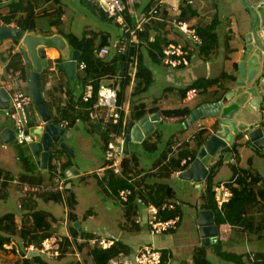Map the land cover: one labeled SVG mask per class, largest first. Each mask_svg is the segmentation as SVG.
<instances>
[{
  "label": "crops",
  "instance_id": "crops-1",
  "mask_svg": "<svg viewBox=\"0 0 264 264\" xmlns=\"http://www.w3.org/2000/svg\"><path fill=\"white\" fill-rule=\"evenodd\" d=\"M150 1L151 0H126L127 10L131 17L137 19L146 11L156 7V5H154L150 8H147ZM59 2V0H8L7 2L0 4V29L2 25H8L21 29L26 28L24 31L25 33L30 32L29 30H37V34H62L61 32H66V29L63 25V19H65L66 16L60 10ZM159 4L161 11L165 9L169 14V16H167L169 18L174 16L179 17L183 11V8L186 7L188 11L185 15V18H187L186 20L198 29V33L201 35L203 43L200 45L193 43L188 38V36L180 33L175 28H170V26L166 24L167 26L162 31L160 30V33H165V35L160 37L158 47L160 48V46L166 42L179 40L184 42L185 45H187L190 49V65L180 68H171L153 59L149 55L147 41H141L139 39L140 42L137 43V46L143 54L144 64L153 72V80L145 90L139 91L138 89L142 85L143 79L132 76L133 79L126 87L125 96L123 99L125 108L124 118L127 123L133 120L130 114V105L132 102L136 104L145 103L147 109L158 107V111L147 113V116L150 119H153L154 123V129L150 133L157 132L156 124L158 122H162L163 118L179 122L181 126L175 132V135L166 140V143L161 148L156 145V142H152L147 146L151 150H158V152H161L160 155L157 156L158 158H154L151 166L147 170L140 168V158L130 150V143L132 141L129 143V152L125 154V158L132 159V171L129 173V175H127L130 177V180H132L131 183H133L135 189L137 192H139L144 188V186H146L147 189V185H151L153 183H167L166 180L168 178L172 179L180 175L181 172L178 174L169 173L170 176L165 175V177H163L160 172V167L163 164H169L173 159L179 158L180 156H188L190 158L191 156H195L196 158L202 147H204V145L212 138V136L216 134L220 126L219 124L223 119H230L232 122H234L239 128L238 132L226 145L217 148V146H214L213 144L211 149H213V147L217 149L214 153L209 152L205 156L215 157H213L212 161H209V163L203 161L204 164L210 169V167H212L218 160L222 159V165H224V163L236 164V166L239 168H245L254 174L261 175L264 180V171H262L259 167L262 162H260L258 155L256 154L257 151L248 157V166L241 165L244 155L241 152V148L237 140L243 135L247 139L252 140L246 136L248 130L251 129L250 131H252L254 127L264 128L263 108L258 105V99L264 96V65L261 67L259 61L260 69L259 66L258 68L255 66L258 63V57L263 60L264 63V17L262 19L260 18L259 20L260 29L258 30L257 37H253L249 27V21H247L249 14L245 12L248 10L245 8V5H243L241 0H159ZM261 6L264 7V2L261 3ZM29 15L31 18L29 19L28 23L24 20L29 17ZM21 21L24 23H21ZM157 32L158 31L156 28L149 29L148 34L150 36V40L154 39V36L158 34ZM260 38H262V43L260 40H258ZM255 42L260 46L261 49L258 48ZM52 48L57 51L58 54H60L56 47ZM25 54L26 49L22 46L20 38L10 36L0 38V86L6 88L9 94H12L16 90L25 92L22 90V88H26L27 86L30 87L33 66L31 63L29 64L27 62L25 59ZM146 55L151 58L152 62L149 64L146 63ZM46 56L49 57V66L47 69L43 70L40 78H47V81L42 83L41 91L44 101L46 103H50L51 105L50 111L52 115H56L58 108L65 106L69 101L70 96H74L77 99V97H79L81 94L82 70L77 67L76 77L74 80H72L65 69H59L56 67L60 60H57L55 57H50L49 52L46 53ZM50 60L55 61L54 65H50ZM159 65L163 69H165V67L167 69V75L165 79V95L163 98L168 97V93H172L175 89H177L182 97L181 105L178 107H172L171 102L170 104L169 102L160 104L159 101L162 98L161 95L156 97L152 103L148 102L150 98H154V95L149 91L154 84L155 73L160 70ZM133 71L135 73L136 69L133 68ZM16 72L19 73V84L16 87L11 86L8 88L7 83L11 82L10 76L12 73L14 74ZM56 80L58 83L54 84V81ZM203 80L204 83L198 85V82ZM248 80L255 81L256 88L253 90H244L243 93L238 94L237 92L239 88L247 87ZM47 83L48 86L46 87V93H44V88ZM192 86L197 88L198 92L196 96L193 98H189L187 94L184 96V89H190ZM51 92L54 94L50 95ZM186 102H188V104H186ZM250 104L254 107L256 113L260 114L259 118L251 125L246 123V117L241 112L244 106H250ZM252 106L250 107L252 108ZM173 108H188L190 109V113L176 117H167L162 114V110ZM34 115L36 117V125L34 127L37 128L44 126V124L39 121V116L36 114L35 110ZM77 122L78 120L74 126L77 124ZM60 123L55 124L60 126ZM9 129H13V121L8 115V110L0 108V198L7 196L8 188L12 181L18 182L23 193L32 186L48 187L53 185L55 183V174L53 173V170L57 169L56 165L53 163V159L51 161L48 159L47 166L44 168L42 165L41 153H36L40 157L37 161L31 159L32 165L37 166V168L34 169L33 174L27 173L29 171L26 169L23 163V168L27 172H21L19 173L18 178L15 177V172H13L8 167V156H11L9 152L11 151L10 148L14 149V155L18 156L20 160L21 152H24L25 156L27 157L30 156L25 153L24 148L26 146H22L21 144L17 143L15 139L9 141V132H7ZM64 129L66 130L65 136H67V131L69 128L67 127ZM99 132L101 133V131ZM148 135L149 133L143 138L141 142H143ZM159 138V141L163 139L160 136ZM134 142L138 143V141ZM253 143L256 147L259 146L254 140ZM69 148L71 147L69 146ZM68 152L69 156L67 154H63L62 159L63 161L69 160L72 162L70 156L74 155V149L71 148ZM163 156L166 157L161 162ZM227 156H230V158ZM72 164L73 165L66 170H63L61 168L62 166L60 167L61 178L66 183L65 188H69V191L75 196V206L73 208H69L65 203L67 209L66 219H69L71 223L74 222L73 226L77 227V229L85 231L81 228L77 214L75 213V208L78 204V197L74 190L73 182L75 177L83 176V174L79 168L77 169L79 173L72 172L71 168L76 167L74 163ZM222 165L217 169V174L220 172ZM173 170L177 171L176 168H173ZM217 174L214 177L215 192L216 188L219 186V184H221V182L227 181L230 183L232 178L231 176L226 179L218 180L216 178ZM50 175H52V178ZM137 178L140 180H136ZM188 180H192L194 185L200 191V199L197 206L199 211L197 223L200 225V212L202 210H212L211 208L204 207L206 199L204 198L203 194L206 188V180L201 182L195 181L194 179ZM98 185L100 184L98 183ZM104 189H107L106 186ZM68 194L69 192L65 193V195ZM175 196L173 200H176ZM143 198L144 196L138 195L135 200V205L137 207L134 209V212H132L129 217L125 215V217L128 219L127 223H131L128 225V231H126V233L123 234L120 232L116 234L109 231L108 229L105 230L108 236L119 238L131 246V253L120 259V261L124 262V264H136L134 261V254L139 246L146 244L147 242L154 244L156 247L161 248V250L166 249L168 251L170 258L167 264H193L194 254H196L197 250L202 245L207 247V258L209 259L210 264H235L233 262L219 258L215 253L214 244L219 239L222 241V248L224 250L235 252L237 254H249L253 252V244L258 240V237L261 239L264 238L259 235L252 237L250 234L248 235L242 230H239L236 227L233 228L229 224L224 223L218 230L217 238L209 245L203 244L202 236L199 233L200 241L198 244H195L194 247H191L187 243L186 239L185 241L184 238L178 235L182 234L181 227L187 224L184 223L183 209L180 205L182 213L177 229L162 235H153L149 231V233H143L141 240L140 236L133 235V231L143 232L144 229L149 230L148 226L145 224L144 217L147 214V206L152 203H146ZM39 199L43 200V198L38 197V208ZM71 211L76 215L77 220L71 219ZM56 222L57 220L54 219V221H52V226L53 223ZM85 232L91 233L94 236H98V234L94 232ZM226 246L233 249H227ZM211 251L215 254V256L212 258H210ZM38 255H28V257L32 258L33 256ZM68 255L76 257L73 249H71L69 253L67 252L63 257ZM60 257L62 258V255ZM41 258L47 262L45 258ZM88 263L92 264V260H89ZM47 264L49 263L47 262Z\"/></svg>",
  "mask_w": 264,
  "mask_h": 264
},
{
  "label": "trees",
  "instance_id": "trees-1",
  "mask_svg": "<svg viewBox=\"0 0 264 264\" xmlns=\"http://www.w3.org/2000/svg\"><path fill=\"white\" fill-rule=\"evenodd\" d=\"M125 1V0H124ZM85 4L96 14H98L102 19L114 21L113 18L108 16V13L100 6L91 4L87 0H84ZM156 5L160 10V16L164 20L152 19L145 24V30L139 32V39L141 41H147L149 55L159 61V63L164 64L160 48L158 47L159 39L165 33H160L168 24L170 28L172 26L167 22L166 19H170L169 14L164 9L161 11L159 0H151L147 6ZM186 8V7H185ZM183 8L179 19L186 20L185 18L188 9ZM31 15V14H30ZM27 17L24 21L29 23L31 16ZM126 18L131 25L136 24V19L131 17L128 10L126 11ZM173 18V17H172ZM9 20V19H8ZM21 23H24L21 21ZM150 28H156L157 33L154 36L153 40H150L148 31ZM21 29V28H20ZM26 28H22L24 32ZM37 32V30H29ZM198 31V29H197ZM68 44L71 46L72 51H79V58L77 60V67L84 62L86 67L82 70L81 80H82V92L77 97L70 96L69 101L65 106L59 107L56 115H52V120L54 123H60L63 120H68V128L74 126L77 120L82 119L87 122L91 128L94 130H99V124L93 121L89 117V109L92 107L95 101H97L99 88L106 81L108 84H111V81H115L116 77H119V101L123 103L125 96V89L131 83L133 77L129 72L133 71V68L136 69L134 77L143 79L142 85L138 89L139 91L145 90L148 85L153 80V72L144 64L143 54L139 50L138 46L135 44H128L123 53H114L111 58L99 57L95 54V49L101 46H110V34L104 33L101 31H95L91 28L85 29L81 36L76 35L73 32H61ZM45 34V33H44ZM201 36V35H200ZM179 40H174L172 42H178ZM187 46V45H186ZM188 47V46H187ZM135 63V65H134ZM166 66V65H165ZM88 83H92L94 87V96L90 102H84L82 100V94L85 90V87ZM115 83V82H114ZM204 83V80L198 82V85ZM197 85V84H196ZM191 88L196 87L192 86ZM189 88L184 89V96L187 94ZM30 111L32 113V118L30 120L31 126L36 125V117L34 115L33 105L30 106ZM158 107L147 109L145 103L136 104L134 102L130 105V114L133 120H138L147 115L148 112H156ZM190 113L188 108H173V109H164L162 114L167 117H176L180 115H187ZM105 141H107V135L102 133ZM63 154L69 156V152L63 148H59L57 142L51 143L50 145V161L54 157L63 158ZM187 155V154H183ZM21 160L23 161L26 169L34 171L37 168L36 165L30 163V158L25 156L24 152H21ZM166 156H163L161 162ZM188 156H180L179 158L173 159L169 164H163L160 167V172L163 177L165 175L170 176V171L173 168L177 170H184L187 168L188 163L184 166L181 165V160ZM195 159V156H191V161ZM132 159L125 158L124 160V175L116 176L112 172L108 171L102 178L97 177L98 183L101 187L105 188L107 185L113 194L114 200L116 202L122 203L125 208V215L130 216L134 209L137 207L135 205V200L137 196H144V201L146 203L152 202L154 204H161L167 199H172L175 196L174 189L168 183H153L151 185L144 186L142 190L137 192L133 183L129 181V173L132 171L131 166ZM190 162V160L188 161ZM223 164L222 159L218 160L212 167L209 169V173L206 177V188L203 194L206 199L204 207L211 208L214 212L215 224L219 230L222 224L227 223L233 228H238L248 235L259 234V236L264 237V180L261 175L254 174L248 169L239 168L236 164L232 165L233 175L229 183L233 195L230 200L223 204L220 208L218 206L216 195H215V183L214 177L217 174V169ZM72 162L69 160H62L61 168L64 170L69 169L72 166ZM53 167V166H52ZM55 167V166H54ZM52 178V175H50ZM98 176V175H97ZM235 177V178H233ZM44 187L32 186L28 190H25L23 196L19 200V208L25 212L24 218H22V223L18 226L16 222V215L14 213L8 212L0 217V251L7 253H17L18 244L22 252V261L24 264H47L41 256H33L32 258L28 257L27 248L28 246L34 244L39 245L41 241L49 236L52 229V221L55 217L48 211L38 208V197L43 198L44 201H56L64 202L69 208L75 206V196L72 192L69 191V188L65 190H49ZM132 188L133 194L130 196L127 202H121L118 197V191L120 189ZM69 192L68 195L65 193ZM148 196V198H147ZM180 204L174 210L164 211L162 213L163 218H171L177 214L181 215ZM71 219L77 220L76 215L71 211ZM74 236H77L78 229L77 227H72ZM173 231V230H171ZM83 235L86 237H94L91 233H86L83 231ZM18 244L16 245V242ZM14 243V246L11 248L6 247V244ZM70 241H66L65 247H63V254L66 255L69 251L68 245ZM215 253L217 256L223 260L233 262L235 264H249V254H237L235 252L227 251L222 248V241L219 239L215 244ZM131 246L128 245L123 240H118L109 248L102 249L94 247L91 250V259L92 264H124L120 259L131 253ZM71 250V249H70ZM162 264H167L170 254L166 249H162ZM253 254L258 259L255 264H264V252H253ZM58 258V257H57ZM61 258V257H60ZM119 260V261H118ZM116 261L117 263H113ZM19 263V262H17ZM67 264H85L81 261H71ZM193 264H210L209 259L207 258V247L202 245L194 254Z\"/></svg>",
  "mask_w": 264,
  "mask_h": 264
},
{
  "label": "rangeland",
  "instance_id": "rangeland-1",
  "mask_svg": "<svg viewBox=\"0 0 264 264\" xmlns=\"http://www.w3.org/2000/svg\"><path fill=\"white\" fill-rule=\"evenodd\" d=\"M59 8L65 14L66 18L63 19V25L66 29V32H73L78 36H81L85 29L91 28L95 31H101L110 34V38L112 41L111 53L107 56V58H111L115 53V41L123 36L124 30L123 27L118 24L115 20L109 21L102 19L98 14L94 13L84 2V0H59ZM146 1V0H145ZM243 5L248 11H245L249 14L248 20L249 27L251 29V33L253 37H257L258 30L260 29L259 20L264 17V7L261 6V3L264 0H241ZM145 3V2H144ZM244 8V7H243ZM247 38V37H246ZM262 43V38L258 39ZM256 43V42H255ZM259 49L260 46L256 43ZM62 55L65 54L70 55L71 53V46L67 43V41L63 40V45L56 46ZM249 54V53H248ZM58 57V56H57ZM54 58V57H52ZM56 58V57H55ZM253 58V57H252ZM263 67L264 63L258 57V63L256 68L260 69ZM54 60H50V65H54ZM151 58L146 55V63L149 64ZM160 70L155 73V80L152 88L150 89V93L153 94L154 98H150L148 102L152 103V101L159 97L160 95L162 98L160 99L159 103L164 104L168 103L172 107H178L181 105V94L177 89L174 90L172 93H168V97L163 98L165 95V85H166V75L167 69H163L159 65ZM57 70V68H56ZM59 70V69H58ZM166 70V71H165ZM160 74V75H158ZM41 79V84H40ZM39 79V84L42 89V83L47 81V78ZM120 79L115 80V84L119 86L118 82ZM53 82V81H52ZM109 81H106L107 83ZM113 81H111L112 83ZM113 82V83H114ZM58 83V81H54V84ZM255 81H247V87L239 88L238 94L243 93L244 90H253L256 88ZM46 84L44 88V93H46ZM26 93L31 96L32 105L39 116V121H43L41 114L38 110V105L36 104L30 87L22 88ZM49 94V93H48ZM54 93H50L53 95ZM56 99V98H55ZM241 101V98H240ZM49 109H51L50 103H47ZM188 104V102H186ZM250 106H252L250 104ZM244 106L242 108V113L245 115V120L247 124L254 123L259 118V113H256L254 107ZM255 112H254V111ZM259 110V109H257ZM9 120V119H8ZM45 126V124H44ZM181 124L176 121H171L166 118H163L162 122H158L156 124L157 132L149 133L147 138L143 142L135 143L134 140L130 142V150L138 155L140 158V168L149 169L151 166L152 161L155 157L160 155V151L158 150H151L147 146L152 142H156V145L161 148L170 137L175 135V132L180 128ZM68 134L64 138V142L69 145L72 149H74V155L70 156L72 163L75 164L77 169L82 172L83 176L75 177L73 179L74 182V190L78 197V204L75 208V213L77 214L78 221L80 226L83 230L88 232H94L100 235H107L105 232L106 229L113 233H120L123 234L128 231V225L131 223L128 222V219L125 217V208L122 204L116 202L114 200L112 191L110 188L106 190L98 185L97 183V175L99 172L100 167L105 163V139L103 134L100 133L98 130H94L91 128L87 122L82 119H79L77 124L68 129ZM159 136L163 139L159 141ZM37 139H42V137L37 136ZM239 146L241 148V152L244 155L241 161V165L248 166V157L252 154L256 153L260 162H262L259 167L262 171H264V147L255 146L253 140L247 139L244 135L237 139ZM13 145V144H11ZM26 146L25 153L30 156V163L32 160L37 161L40 157L34 152L31 145H22ZM30 146V147H29ZM166 149V148H165ZM11 151L10 155L8 156V167L15 172L14 175L18 178L19 173L27 172L23 168V162L19 159L18 156L14 155V149L10 148ZM247 153V154H246ZM7 157V156H3ZM215 156H203V161L209 163L212 161V158ZM230 158V156H227ZM158 158V157H157ZM32 159V160H31ZM7 164V163H6ZM232 165L230 163H224L220 172L217 174L216 178L218 180L226 179L232 176L233 170ZM38 172V171H36ZM33 174V171L27 172ZM140 180V179H136ZM167 183L170 184L176 192L175 199L179 201L180 205L183 209V219L184 223H187L185 226L181 227L182 234H178L184 240H187L189 246L194 247L195 244H198L200 241V225H198V215L199 211L197 209L198 202L200 199V191L194 185L192 180L181 178L180 175L174 178H168ZM23 196L22 189L18 182L12 181L8 188V194L6 197L0 198V217L3 216L5 213L11 212L14 213L16 216V222L18 226L22 223V218L25 216V212L19 208V200ZM182 201V202H181ZM39 208L44 209L50 212L53 216H55V220L57 221H64L66 220L67 216V209L64 202H56V201H49L46 202L44 200L39 199ZM74 223V222H73ZM133 235L140 236L142 240L143 233H149L148 229H144L143 232L133 231ZM200 233V234H199ZM115 234V235H116ZM259 235V234H257ZM256 234H252L251 236H257ZM185 240V241H186ZM16 245L18 241H15ZM148 243V242H147ZM252 243V242H251ZM253 244V243H252ZM253 252L262 251L264 252V238L261 239L258 237V240L253 244ZM20 247V245L18 244ZM18 248L17 253H7L4 251H0V264H24L22 259V252L21 249ZM213 248V247H212ZM227 249H233L231 247H227ZM211 250V249H210ZM210 258L215 256L214 252H210ZM41 257L45 258V260L49 264H66L70 261L75 260L74 256H65L62 258L50 257L48 255L39 254ZM19 262V263H17ZM32 264H36L33 262Z\"/></svg>",
  "mask_w": 264,
  "mask_h": 264
},
{
  "label": "built area",
  "instance_id": "built-area-1",
  "mask_svg": "<svg viewBox=\"0 0 264 264\" xmlns=\"http://www.w3.org/2000/svg\"><path fill=\"white\" fill-rule=\"evenodd\" d=\"M8 0H0V4L7 2ZM91 4L102 7L108 16L113 18L118 24L123 27L124 34L115 43V53H123L128 42L130 44H136L140 42L139 32L145 30V24L152 19L164 20L160 16V10L154 7L146 11L142 16L136 19V24L131 25L126 18L127 2L126 0H87ZM133 1V0H131ZM172 28L177 29L180 33L188 36V38L195 44L200 45L203 43V39L197 31V28L188 22L187 20H181L174 16L173 18L166 19ZM160 51L164 56L163 62L166 66L171 68H180L190 65V49L184 42H166L160 46ZM111 53L110 46H101L95 49V54L99 57H107ZM135 65V63H134ZM86 64L82 62L79 65V69L83 70ZM134 76V71L129 72ZM11 82L7 83V87L18 86L19 73H12L10 76ZM120 79L116 77L115 80ZM197 89L192 88L187 91V96L193 98L197 94ZM10 95L8 115L13 121V130L15 133V140L21 145H31L35 142V135L32 133L30 120L32 113L30 106H32L31 96L21 90H16ZM94 96V87L92 83H88L82 94V100L84 102H90ZM258 105L264 109V96L258 99ZM89 109V117L97 122L100 127V131L107 135V141H105V163L100 167L98 176L102 178L108 171L112 172L116 176L124 175V160L125 149L124 142L128 132L129 122L124 118V104L119 101V86L115 83H104L99 88V94L97 101L94 102ZM262 109L263 113L264 110ZM44 124V121H41ZM41 125V124H40ZM69 125L68 120H63L60 123L61 128H67ZM257 129L261 132L256 135L255 139H252L251 133ZM248 130L246 136L254 141L264 138V128L254 127L252 131ZM62 158L54 157L53 163L56 165V170L52 172L55 174V183L46 189L51 190H65L66 183L62 180L60 175V167L62 164ZM191 160L190 157L183 158L181 165L184 166ZM182 170H171L170 174L180 173ZM131 182L132 180L129 179ZM106 188H109L106 185ZM133 194L132 188L120 189L118 191V197L121 202H127L130 196ZM216 200L218 206L221 208L224 203L228 202L233 195V191L227 181L221 182L216 188ZM179 201L168 199L161 204L150 203L147 206V214L144 217L145 224L148 226L149 231L153 235H162L178 228L181 215L177 214L171 218H163L162 213L164 211L174 210ZM21 206V205H19ZM146 218V219H145ZM73 223L69 219L64 221H57L53 223V227L49 236L45 237L39 245H30L27 248V252H37L38 254L48 255L50 257H60L63 254V247L66 245V241L69 240V251L73 249L75 252V261H81L85 264L91 259V250L94 247L106 249L114 245L118 238L108 235H98L94 237H86L83 235V231L78 229L77 236L73 234ZM14 243L6 244V247L11 248ZM35 255V254H33ZM162 250L156 247L154 244L146 243L139 246L134 254V261L136 264H162ZM258 259L253 253H250L248 263L255 264ZM113 263H117L114 261Z\"/></svg>",
  "mask_w": 264,
  "mask_h": 264
},
{
  "label": "water",
  "instance_id": "water-1",
  "mask_svg": "<svg viewBox=\"0 0 264 264\" xmlns=\"http://www.w3.org/2000/svg\"><path fill=\"white\" fill-rule=\"evenodd\" d=\"M20 38L22 46L26 49L25 59L32 64L33 70L30 79V88L32 96L38 105V110L43 118L45 126L32 128V133L35 135V142L31 144L35 153H41L42 165L46 168L49 159V149L52 142H57L62 148L70 151L71 148L64 142L66 130L57 126L52 120V113L48 107V104L44 101L42 96L39 79L44 69L49 66V57L46 53L52 47L63 45V40L67 41L62 34L48 35L34 31L23 32L22 29L14 26L2 25L0 29V38L4 37ZM68 43V42H67ZM57 48V47H56ZM58 49V48H57ZM60 52V50L58 49ZM58 53V52H57ZM60 60L57 63V68L65 69L72 80L75 79L77 73V60L79 58L78 50H71L70 55L58 54L56 57ZM10 95L6 88L0 86V108L7 109L9 107ZM196 113V112H194ZM219 129L216 134L202 147L198 156L193 160L191 165L180 173V177L184 179H194L195 181H205L209 173V168L202 160L203 156L209 152H215V150L223 145H226L238 132V127L230 119H223L219 124ZM154 129L153 119H150L147 115L138 119V121H130L128 126V132L124 142L125 152H129V143L131 140L141 142L143 138ZM9 132V141L14 140L15 133L13 129L7 130ZM261 132L257 129L251 133L252 139L256 138V135ZM37 136H41L42 139H37ZM217 146V148L211 149V146ZM260 147H264V138L256 141ZM72 172L79 173L76 167L71 168ZM200 232L202 236V242L205 245H209L213 240L217 238L218 228L215 224L214 214L212 210H202L200 212ZM37 254V252H29V256Z\"/></svg>",
  "mask_w": 264,
  "mask_h": 264
},
{
  "label": "bare ground",
  "instance_id": "bare-ground-1",
  "mask_svg": "<svg viewBox=\"0 0 264 264\" xmlns=\"http://www.w3.org/2000/svg\"><path fill=\"white\" fill-rule=\"evenodd\" d=\"M49 56H50V57H57V56H58V53H57V51H55L53 48H51V49L49 50Z\"/></svg>",
  "mask_w": 264,
  "mask_h": 264
},
{
  "label": "clouds",
  "instance_id": "clouds-1",
  "mask_svg": "<svg viewBox=\"0 0 264 264\" xmlns=\"http://www.w3.org/2000/svg\"><path fill=\"white\" fill-rule=\"evenodd\" d=\"M101 133H102V132H101ZM14 139H15V138H14ZM15 141H16V140H15ZM16 142H17V141H16ZM52 143H53V142H52ZM59 147H60V145H59ZM60 148H61V147H60ZM49 155H50V149H49ZM186 158H188V157H186ZM192 162H193V160H192V161L190 160V162H189L190 165H191ZM188 167H189V166H187V168H188ZM187 168H186V169H187ZM184 170H185V169H184ZM182 171H183V170H182ZM251 253H253V252H251Z\"/></svg>",
  "mask_w": 264,
  "mask_h": 264
}]
</instances>
